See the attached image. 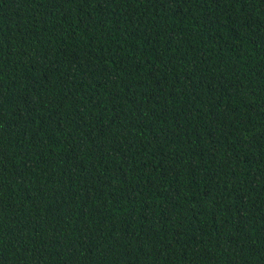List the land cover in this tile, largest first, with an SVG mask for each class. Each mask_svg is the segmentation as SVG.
Masks as SVG:
<instances>
[{"label":"trees","instance_id":"obj_1","mask_svg":"<svg viewBox=\"0 0 264 264\" xmlns=\"http://www.w3.org/2000/svg\"><path fill=\"white\" fill-rule=\"evenodd\" d=\"M0 264H264V0H0Z\"/></svg>","mask_w":264,"mask_h":264}]
</instances>
